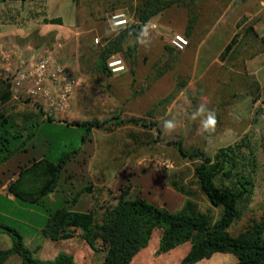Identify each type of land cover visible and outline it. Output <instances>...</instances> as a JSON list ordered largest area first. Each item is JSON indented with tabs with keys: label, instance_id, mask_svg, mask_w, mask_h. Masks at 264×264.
<instances>
[{
	"label": "rangeland",
	"instance_id": "1",
	"mask_svg": "<svg viewBox=\"0 0 264 264\" xmlns=\"http://www.w3.org/2000/svg\"><path fill=\"white\" fill-rule=\"evenodd\" d=\"M137 2L34 0L0 4V32L10 28L18 35V45L38 48L25 60L38 57L43 49L53 52L57 60L75 70L79 80L68 111L52 115L54 123H39L36 128L38 152L41 153L43 148L49 149L45 152L49 159L55 161L62 153L83 146L85 128L65 124L95 119L110 120L103 129H93L91 132L94 152L89 160L88 172L94 179L98 177L102 180L101 184L94 183L91 198L92 207L98 216L105 207L116 203V188L126 174L133 168L142 167L150 169L143 176H148L151 188L155 187L156 191L154 197H146L149 201L177 210L190 199L200 211L211 210L213 217L218 219L221 208L211 209L198 189L194 176L196 161L182 157L177 144L181 142L187 151L203 149L212 157L220 148L244 142L247 146L242 149L239 165L232 171L231 180L242 175L250 179L252 184L248 185V200L245 204L239 203L241 218L228 229L231 235L236 236L264 216V53L258 55L250 66L251 69L260 68L256 77L261 86L252 84L253 78L241 80L227 69L211 63L215 52H202L199 56L205 59L199 58L197 61L196 54L188 48L196 44L204 47L214 44L217 49L224 46L232 31V27L230 30L228 28L229 21L233 20L232 10L240 2L196 0L193 10L198 16L197 23L192 39L188 38V48L184 51L169 52L167 46L176 30L164 31L157 26L150 30L149 46L137 45L132 58L136 67L134 75L128 69L129 61L124 53L112 55L107 62L111 58L121 59L126 65L127 78L115 80L98 73L96 66L100 51L123 30H112L111 16L116 12H124L134 22ZM245 3L246 0H243V8L251 7ZM173 10L177 15L181 13L188 17L189 10L186 8L174 6ZM159 17L162 18V15ZM55 18H60L61 24L44 21ZM123 48L126 51V45ZM132 77L136 81L130 85ZM196 89L204 93L202 96L199 94L198 99L195 97ZM181 92L183 98L178 99ZM20 99L25 103V99ZM201 104L216 113L217 125L211 134L200 133V120L203 117L192 118ZM115 117L122 120L143 118L147 125H155L143 127L130 123L114 126L117 122ZM167 119L177 121L175 132L163 130L162 122ZM44 141H48L51 146H42ZM89 147L91 144L87 143ZM161 162H167L170 166L163 167ZM73 165L70 162L67 169L71 170ZM62 190L70 194L75 192L74 187L67 184ZM139 191V188H131L128 195L134 198ZM61 199L55 200L49 195L44 198L43 205L51 203L52 207H57ZM43 205L11 201L0 195V224L14 227L21 235L23 244L37 259L51 260L58 254H66L73 257L75 264H101L105 250L100 240L97 241V250H93L79 237V230L74 231L75 237L68 240L52 241L41 234L47 217L44 208L48 210ZM160 233L159 229L154 231L148 246L130 264H181L190 245L182 244L167 253H160ZM11 246V238L0 232V249ZM236 262L232 254L216 253L196 264ZM5 264H20V258L13 255Z\"/></svg>",
	"mask_w": 264,
	"mask_h": 264
},
{
	"label": "trees",
	"instance_id": "2",
	"mask_svg": "<svg viewBox=\"0 0 264 264\" xmlns=\"http://www.w3.org/2000/svg\"><path fill=\"white\" fill-rule=\"evenodd\" d=\"M6 1L9 0H0V4ZM137 1L133 17L135 21L120 31L114 39L109 40L100 51L96 66L98 73L112 75L107 67V59L112 55L124 53L123 55L129 61L130 72L134 75L132 58L138 45L135 42L136 34L143 24L171 7L180 6L189 10L183 36L187 40L192 37L198 18L193 10L196 0ZM44 21L61 24L60 18ZM236 42L237 35L230 40L221 55L229 54ZM124 45H126V51H124ZM167 49L169 52L176 51L170 43ZM12 96L9 78L0 79V104L8 102ZM24 102L35 106L37 119L27 117L26 165L19 172L20 176L10 183L9 192L15 200L32 205H43L44 198L49 195H52L55 200L63 198L57 207H52L51 203L43 205L48 207V210L44 208L47 217L40 230L45 238L52 241L68 240L75 237L74 231L79 230V237L84 239L93 250H97V241L100 240L105 250L101 264H130L133 258L148 246L154 231L159 229L161 230L160 253H167L182 244L190 245L188 252L181 259V264H196L211 258L216 253L232 254L236 258V264H264V216L236 236L228 231L232 223L241 218L242 208L239 203L245 204L248 200L247 194H250L248 188V185L252 184L250 179L241 175L236 180H231L232 171L239 165L238 158L241 157L242 149L247 144L240 142L220 148L212 157L208 156L203 149L187 151L181 142L177 144L178 152L182 157L196 161L194 176L198 189L211 209L221 208L218 219L213 217L211 210L200 211L198 205L190 199H187L177 210H170L164 205L160 206L149 201L146 197H154L156 191L155 187H153L154 190L151 188L152 184L147 179L148 176H143L150 169L142 167L133 168L126 174L116 188L118 193L115 196L116 203L105 207L98 216L92 207L91 198L94 183L101 184L102 180L98 177L92 178L88 172L89 160L94 152L91 132L93 129H103L110 120L95 119L65 124L85 128L82 136L83 146L62 153L54 161L47 155L49 149L43 148L41 153L38 152L37 138L31 141L36 136L39 123H54L53 116L47 114L42 105L36 101L28 98ZM39 114L45 116L42 122L38 120ZM114 119L117 120L114 126L130 123L143 127L155 125L154 123L147 125L143 118L122 120L115 117ZM6 121L7 119L1 121L0 125L5 124ZM10 128L12 125L9 123V129H6L9 139L4 136L2 139L4 146L10 143V148L6 146L8 150H12V141L22 136V131ZM3 143L0 142V147ZM87 143L91 144V148H87ZM41 145L51 146L48 141H44ZM70 162L74 164L71 170L67 169ZM11 177L13 176H5L4 180ZM66 184L74 187L73 194L62 190ZM131 188L140 189L134 198L128 195ZM143 194L146 196L143 197ZM0 232L6 233L12 240L10 248L0 249V264H5L13 255L20 258V264H75L73 257L66 254H58L51 260L37 259L23 244L21 235L14 227L0 224Z\"/></svg>",
	"mask_w": 264,
	"mask_h": 264
},
{
	"label": "crops",
	"instance_id": "3",
	"mask_svg": "<svg viewBox=\"0 0 264 264\" xmlns=\"http://www.w3.org/2000/svg\"><path fill=\"white\" fill-rule=\"evenodd\" d=\"M12 1L14 0L6 1L4 2V4ZM237 1L238 3H240L239 5L237 4L236 7L232 10L233 20L231 22L229 21L228 24L229 30L230 27H232V31L229 32V39L224 46L220 47V49H217L213 46L214 44L206 47H204V45L202 44H196L191 45L189 48H187L191 49V51L196 54L197 61L199 60V58H202V56H199L200 53L215 52L216 55L214 56V59L211 63L217 64L220 67L227 69L228 72L240 78L241 80L244 79L246 81V79L253 78L252 84H258L259 86H261V83L258 81L259 78H257V75L261 71L260 68L253 67L251 69L250 66L251 64H253V61L258 55L264 53V0H246L245 5L247 4L251 6L248 9L242 7L243 0ZM160 15H162V18L159 17ZM187 22L188 17L186 15H182L181 13L177 15L173 10V7H171L164 10L159 15L153 17L148 23H151L154 26L153 28H156L158 26L164 31L174 32L176 30V33L174 35H184ZM230 23H232V25ZM236 35L237 42L232 46L230 53L222 56L221 54L224 51V48ZM16 36H18L16 32L10 28L3 30V32H0V52L9 53L11 55L9 64L4 61V59H2L0 55V79L7 77V70H9V72H13L18 66L26 61L25 59H29L33 55L32 53L34 51H38V48H36L35 46H32L33 48H24L18 45L20 41L17 40ZM190 39H192V37ZM28 50H30L31 52H29ZM44 52L45 51L43 49L42 54H49L57 62L59 61L56 59L53 52ZM60 63L75 72V70L70 65L62 62ZM128 69L130 70V68ZM134 69L136 70L135 66ZM127 75L128 73L125 69V71L122 73L112 74L108 76L116 80L125 79L128 77ZM135 81L136 78L132 77L130 85H133ZM247 86L249 85L247 84ZM247 92H249V90ZM195 93V97L197 99L200 98L199 94L201 96L204 95V93L199 92V89H196ZM179 98H183V92L180 93L178 99ZM204 100L207 99L204 98ZM173 106L174 103H172L171 107ZM28 116H31L36 120L37 109L32 104L28 105L26 103H23L19 96H15L13 94L8 102L0 104V122L7 119V123L5 122V124L0 125V142L3 143L2 139L4 137L9 139V135L6 134V129H9V123L12 125V128L10 129L22 131V136L12 141V150H8L6 148V146L10 148V143H6V146H4L5 143H3V146L0 147V195L6 196L7 199L11 201H15V199L14 196L9 192V185L13 181H15L18 176H20L19 172L26 165L25 150L28 144L26 143L27 131L25 130V128L28 123ZM43 118H45V116L39 114V122H42ZM35 139L36 136H34L31 141H34ZM5 176L13 177L4 180ZM91 177L94 178V176ZM2 180H4V182H1Z\"/></svg>",
	"mask_w": 264,
	"mask_h": 264
},
{
	"label": "built area",
	"instance_id": "4",
	"mask_svg": "<svg viewBox=\"0 0 264 264\" xmlns=\"http://www.w3.org/2000/svg\"><path fill=\"white\" fill-rule=\"evenodd\" d=\"M116 13L111 16L112 25L116 23V20L113 19ZM123 18L126 19L127 23L122 27L117 26L115 29H125L132 23L126 14ZM178 36L183 37V40H177ZM183 41H187V43L184 44ZM169 43L172 48L181 52L185 50L189 42L183 35L176 34ZM0 55L4 61L10 63L11 55L9 53L0 52ZM119 60L121 59L111 58L107 62V67L112 74L125 71L120 70L121 65L117 63ZM6 72L11 91L15 96L38 102L50 115H58L68 111L79 85L76 73L57 62L49 54H40L34 59L26 60L13 72H9V70ZM160 165L163 167L170 166L167 162H161Z\"/></svg>",
	"mask_w": 264,
	"mask_h": 264
},
{
	"label": "clouds",
	"instance_id": "5",
	"mask_svg": "<svg viewBox=\"0 0 264 264\" xmlns=\"http://www.w3.org/2000/svg\"><path fill=\"white\" fill-rule=\"evenodd\" d=\"M124 15L125 14L123 12H118L115 14L113 19L116 20V23L111 25L112 30H114L117 26L122 27L127 23L126 19L123 18ZM153 27L154 26L151 23L143 24L136 34L135 42L144 47L149 46L151 43L150 30ZM177 40H183V37L178 36ZM183 43L186 44L187 41H183ZM117 63L121 65V71L126 69V65H124L122 60L117 61ZM197 117H203L200 120V133L202 135L211 134L215 131L217 125V117L215 111L209 110L205 104H201L192 116L193 119H196ZM162 127L165 132L173 133L177 129V121L175 119L163 120Z\"/></svg>",
	"mask_w": 264,
	"mask_h": 264
}]
</instances>
